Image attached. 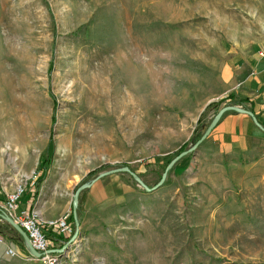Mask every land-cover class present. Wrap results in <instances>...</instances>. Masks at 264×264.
Returning <instances> with one entry per match:
<instances>
[{
	"label": "rangeland",
	"instance_id": "rangeland-1",
	"mask_svg": "<svg viewBox=\"0 0 264 264\" xmlns=\"http://www.w3.org/2000/svg\"><path fill=\"white\" fill-rule=\"evenodd\" d=\"M244 29L264 45V0H0L2 180L24 187L19 208L44 172L38 192L92 181L59 264H264V131L242 152L214 135L238 111L153 190L98 178L161 179L226 106L219 72ZM13 229L0 216V238ZM5 264L45 263L20 248Z\"/></svg>",
	"mask_w": 264,
	"mask_h": 264
},
{
	"label": "crops",
	"instance_id": "crops-1",
	"mask_svg": "<svg viewBox=\"0 0 264 264\" xmlns=\"http://www.w3.org/2000/svg\"><path fill=\"white\" fill-rule=\"evenodd\" d=\"M247 34V29H244L243 40H240L242 42L231 40V46L225 50V56L228 55V58L226 57V62L221 66L219 75L222 76L221 81L224 83L223 92L229 91L239 98L247 97L251 99L257 119L264 124V56L258 55V51L264 49V45L258 37L255 41H252ZM259 130L248 114L239 111L223 115L214 129V135L225 143L222 147L238 149L242 152L247 139L251 135H257ZM2 174L4 173L0 170V200L4 198L6 192L14 190V186L18 184L16 174L10 173V176L7 175L5 181L1 178ZM48 189L51 192L46 194ZM42 190L43 188L41 187L35 198L32 195L33 192H30L23 206L33 208L41 217L46 219H54L70 213L72 203L71 186L65 185L62 188V193L60 187L52 190L51 188H47L45 191ZM88 194L89 191L85 206ZM81 222L82 220H80ZM14 241L9 236L0 238V264H5V260L9 255L7 253L8 250H11L14 253L13 255H16L20 249L19 240L16 239Z\"/></svg>",
	"mask_w": 264,
	"mask_h": 264
},
{
	"label": "built area",
	"instance_id": "built-area-1",
	"mask_svg": "<svg viewBox=\"0 0 264 264\" xmlns=\"http://www.w3.org/2000/svg\"><path fill=\"white\" fill-rule=\"evenodd\" d=\"M259 54L263 55L260 51ZM24 187L19 185L13 192L7 194L0 208L10 215L15 223H17L28 235L31 246L40 254L39 260L45 264H59L62 255L69 247L77 242L66 240L73 232V225L66 216L56 219H44L39 213L33 209L26 207H18ZM24 246L29 251L27 243ZM9 254L14 253L8 250Z\"/></svg>",
	"mask_w": 264,
	"mask_h": 264
},
{
	"label": "water",
	"instance_id": "water-1",
	"mask_svg": "<svg viewBox=\"0 0 264 264\" xmlns=\"http://www.w3.org/2000/svg\"><path fill=\"white\" fill-rule=\"evenodd\" d=\"M240 111V112H244L246 114H248L253 123L260 128L262 131H264V128L260 125V123L258 122L257 118L253 115L252 112H248L243 110L242 108L235 106V105H226L224 107H222L221 109H219L217 111V113L214 115L212 121L210 122V124L208 125L207 129L205 130L204 134L200 137V139H198V141L192 145L191 147H189L186 151L181 152L179 155H177L176 157H174L165 167V170L161 176V179L153 186L148 187L147 185H145L140 178L133 173L128 167H119V168H114L105 172H101L98 175L99 177H103L112 173H116V172H127L129 173L139 184L143 185L146 191H150L153 190L157 187H159L160 185H162L165 176L169 170V168L181 157H183L184 155H186L189 152H193L197 149V147L202 143V141L210 134V132L212 131V129L215 127V125L217 124V122L219 121V119L221 118V116L226 112V111ZM84 186H80L73 194V198H72V208H73V216L75 219V225H76V229L74 234L71 236L70 238V242H72L73 240H75V238L78 236V230H79V222L77 220V214H76V206L78 203V193L79 191L83 188ZM5 220L16 230L18 231V233L21 234V236L23 237L24 241L27 243L28 249H29V253H31V255L35 256V257H39V253L31 246L30 242H29V238L28 235L26 234V232L17 224L15 223L9 216H4Z\"/></svg>",
	"mask_w": 264,
	"mask_h": 264
},
{
	"label": "trees",
	"instance_id": "trees-1",
	"mask_svg": "<svg viewBox=\"0 0 264 264\" xmlns=\"http://www.w3.org/2000/svg\"><path fill=\"white\" fill-rule=\"evenodd\" d=\"M226 103H225V105H235V106H238V107H240V108H242L243 110H245V111H248V112H252L253 113V115L257 118V115H256V113L254 112V105H253V101L251 100V99H249V98H239V97H237V96H235L234 94H230V95H228L226 98H225V100H224ZM216 105H217V103H212V104H210V105H208L206 108H205V110L203 111V113H202V115H204L205 113H207L210 109H212L213 107H216ZM230 112H236V111H232V110H230ZM258 120V119H257ZM258 122L260 123V125L264 128V124L261 122V121H259L258 120ZM202 136V133L201 132H199V130L198 131H196V133H194L193 135H192V137H191V140L193 141V142H196V141H198V139L200 138ZM185 144V143H184ZM182 145L180 148H179V150L177 151V155L179 154V153H181V151L184 149V146L185 145ZM46 158L45 157H43L42 159H41V162H40V164H41V168H44V165L46 164ZM159 166H160V168L162 169V170H164L165 169V167L167 166V164H168V162H166V163H163V165H160V164H162V163H157ZM147 167L148 166H153V164H151L150 162H147V164H145ZM157 165V166H158ZM39 168V167H38ZM155 169H153V171H154ZM161 170V171H162ZM46 171V170H45ZM46 176V172H44L43 173V176L42 177H40V178H38L37 180H36V187H35V190L33 191V193H32V195H33V197L35 198L37 195H38V187H39V184H40V182H42L43 181V178ZM91 182L92 181H89V182H84V181H82L81 183H80V185L78 186V187H76V189L77 188H79L80 186H84L80 191H79V193H78V203H77V206H76V214H77V220H78V222L80 223V220H81V217H82V215H83V213H84V211H85V201H86V197H87V193H88V191H89V185L91 184ZM146 185H148V184H146ZM29 208H31V207H29ZM0 216H1V218H4V216H5V214L0 210ZM70 221H71V223H72V225H73V229H74V232H75V229H76V225H75V219H74V216H73V208H72V205H71V211H70ZM13 231L18 235V238H19V242H18V245H19V247L23 250V251H25V252H27L28 253V251H27V249L24 247V244H23V240H22V236H21V234L20 233H18V231H16V230H14L13 229ZM74 232H73V234H74ZM72 234V235H73ZM71 235V236H72ZM71 236L70 237H68L66 240H69L70 238H71ZM22 240V241H21ZM229 264H233V263H229ZM250 264H253V263H250Z\"/></svg>",
	"mask_w": 264,
	"mask_h": 264
}]
</instances>
